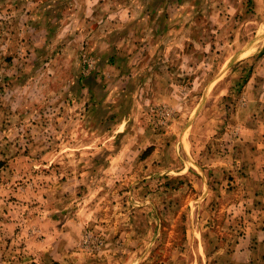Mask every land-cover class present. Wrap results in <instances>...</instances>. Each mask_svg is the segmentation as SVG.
<instances>
[{
	"label": "rangeland",
	"instance_id": "obj_1",
	"mask_svg": "<svg viewBox=\"0 0 264 264\" xmlns=\"http://www.w3.org/2000/svg\"><path fill=\"white\" fill-rule=\"evenodd\" d=\"M259 175L264 0H0V264H246Z\"/></svg>",
	"mask_w": 264,
	"mask_h": 264
},
{
	"label": "crops",
	"instance_id": "obj_2",
	"mask_svg": "<svg viewBox=\"0 0 264 264\" xmlns=\"http://www.w3.org/2000/svg\"><path fill=\"white\" fill-rule=\"evenodd\" d=\"M254 179V180H252ZM250 183L255 184V190L252 192L253 195L251 196V190L247 192V194H250L249 198L253 201H257L254 199H259L258 197L261 196L262 202L264 201V176L251 178ZM260 189V190H258ZM245 195V194H244ZM254 196V197H253ZM253 217V216H252ZM252 228L248 225L247 230L245 231L244 235H242L240 241L238 242L239 249L237 252L233 253L231 256V260H235L241 263H261L264 262V257L257 256L255 251L257 250V247H261L264 250V222L261 221V218L256 214L253 217V220L251 223H249ZM264 254V253H263ZM260 259V261H259Z\"/></svg>",
	"mask_w": 264,
	"mask_h": 264
},
{
	"label": "bare ground",
	"instance_id": "obj_3",
	"mask_svg": "<svg viewBox=\"0 0 264 264\" xmlns=\"http://www.w3.org/2000/svg\"><path fill=\"white\" fill-rule=\"evenodd\" d=\"M263 31V30H262ZM262 34H263V32H262Z\"/></svg>",
	"mask_w": 264,
	"mask_h": 264
}]
</instances>
